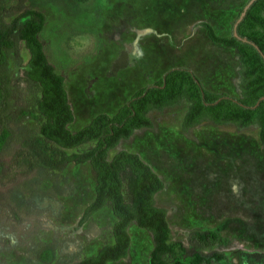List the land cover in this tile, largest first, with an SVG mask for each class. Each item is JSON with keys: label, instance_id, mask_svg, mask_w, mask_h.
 Listing matches in <instances>:
<instances>
[{"label": "rangeland", "instance_id": "374dc122", "mask_svg": "<svg viewBox=\"0 0 264 264\" xmlns=\"http://www.w3.org/2000/svg\"><path fill=\"white\" fill-rule=\"evenodd\" d=\"M43 1L46 4L38 3ZM249 1L34 0L38 5L28 1L26 6L46 17L40 37L49 62L65 79L74 114L68 127L76 132L99 114L115 115L137 91L174 68L190 69L211 92L240 97L238 53L212 43L201 23L228 37ZM19 53L22 64L13 66L11 84L15 113L21 107L38 109L42 98L39 85L25 81L30 53L23 41ZM125 53L128 64L117 71L114 65ZM187 110L186 102L152 110L148 117L153 127L121 140L108 158L126 150L159 175L165 188L155 196V204L166 210L173 239L183 242L189 254L196 250L188 234L212 230L219 235L214 251L227 257L213 264H250L247 254H264V145L259 130L205 121L184 131ZM45 121L42 116L40 121L13 125L14 141L4 159L9 161L39 136ZM96 144L91 141L64 152L80 155ZM133 179L130 172L123 174L128 203ZM95 188V172L88 162L79 161L0 185V264H44L37 256L46 246L55 249L52 264H77L113 245L117 217L110 205L83 219ZM128 232V257L110 264H149L152 234L136 223Z\"/></svg>", "mask_w": 264, "mask_h": 264}, {"label": "trees", "instance_id": "16d2710c", "mask_svg": "<svg viewBox=\"0 0 264 264\" xmlns=\"http://www.w3.org/2000/svg\"><path fill=\"white\" fill-rule=\"evenodd\" d=\"M28 1L33 6L46 4L34 0H0V185H10L39 169L61 170L72 161L90 164L96 174V195L85 210L83 219L110 205L117 217L113 227L115 242L102 248L96 256L77 264H110L126 259L131 247L128 229L132 223L153 236L154 249L149 264H213L227 260L224 254L214 251L219 235L212 230H194L188 234V243L196 250L189 254L183 242L173 239L166 210L155 204V196L165 188L159 175L138 154L120 150L109 159L108 152L136 131L152 128L153 122L148 117L152 110L161 111L183 102L188 104L182 124L184 131L205 121L215 125L233 124L239 129L256 126L264 145L263 56L251 43L236 38L233 31L230 36L223 37L209 23H201L212 43L238 53L240 97L211 92L190 69L174 68L154 85L137 91L115 115L99 114L87 126L72 132L68 126L74 122V114L65 79L49 62L40 37L46 17L39 10L27 8ZM237 32L241 38L255 43L264 55V0L252 4L239 23ZM20 41L25 43L30 53L24 70L25 81L39 85L42 98L38 109L21 107L15 113L11 84L13 66L22 64ZM127 64L125 53L114 67L117 70ZM37 110L46 119L40 135L28 140L26 147L17 151L9 161L5 160L4 155L14 141L13 125H20L26 119L40 121L42 116ZM91 141L97 144L83 154L69 156L64 152ZM126 172L134 178L130 203L126 202L123 193V174ZM205 250L211 251L208 256L202 254ZM37 257L44 264H52L56 257L55 249L46 246ZM246 257L260 263L264 261L262 253L247 254Z\"/></svg>", "mask_w": 264, "mask_h": 264}, {"label": "water", "instance_id": "95a60500", "mask_svg": "<svg viewBox=\"0 0 264 264\" xmlns=\"http://www.w3.org/2000/svg\"><path fill=\"white\" fill-rule=\"evenodd\" d=\"M256 1H257V0H250V1L247 3V5L244 7L242 13L240 14L239 18L236 20V22H235V24H234V26H233V35H234L236 38H238V39H240V40H242V41H244V42L251 43V44H252V45L258 50V52L263 56V58H264V55H263L261 49H260L255 43L250 42L247 38H241V37L239 36L238 32H237V27H238L239 23L244 19V17H245L246 14H247V11H248L249 8L252 6V4H253L254 2H256ZM262 100H264V98H263ZM258 105H259V103H258L255 107H257Z\"/></svg>", "mask_w": 264, "mask_h": 264}, {"label": "flooded vegetation", "instance_id": "af4514ba", "mask_svg": "<svg viewBox=\"0 0 264 264\" xmlns=\"http://www.w3.org/2000/svg\"><path fill=\"white\" fill-rule=\"evenodd\" d=\"M245 259H246V261L249 262L250 264L253 262V261H252V258H250V257H246ZM223 261H226V260H223ZM223 261H221V262H223Z\"/></svg>", "mask_w": 264, "mask_h": 264}]
</instances>
